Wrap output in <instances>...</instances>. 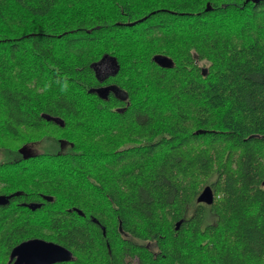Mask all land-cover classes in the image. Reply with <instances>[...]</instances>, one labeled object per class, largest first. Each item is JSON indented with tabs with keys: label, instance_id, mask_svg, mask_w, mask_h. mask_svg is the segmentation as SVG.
<instances>
[{
	"label": "trees",
	"instance_id": "16d2710c",
	"mask_svg": "<svg viewBox=\"0 0 264 264\" xmlns=\"http://www.w3.org/2000/svg\"><path fill=\"white\" fill-rule=\"evenodd\" d=\"M0 196V264H264V0H0Z\"/></svg>",
	"mask_w": 264,
	"mask_h": 264
},
{
	"label": "water",
	"instance_id": "95a60500",
	"mask_svg": "<svg viewBox=\"0 0 264 264\" xmlns=\"http://www.w3.org/2000/svg\"><path fill=\"white\" fill-rule=\"evenodd\" d=\"M257 3L259 0H252ZM109 87L94 89L101 97L106 98ZM7 198L0 196V205L6 204ZM214 201L213 190L210 186L203 189L197 202L212 204ZM105 233V229H103ZM72 252L62 245L44 239H30L13 248L10 254V264H56L72 260Z\"/></svg>",
	"mask_w": 264,
	"mask_h": 264
},
{
	"label": "clouds",
	"instance_id": "9594fccd",
	"mask_svg": "<svg viewBox=\"0 0 264 264\" xmlns=\"http://www.w3.org/2000/svg\"><path fill=\"white\" fill-rule=\"evenodd\" d=\"M62 79H63V83H62V86H61V91H66L67 88H68V82H67L66 78H62Z\"/></svg>",
	"mask_w": 264,
	"mask_h": 264
},
{
	"label": "rangeland",
	"instance_id": "374dc122",
	"mask_svg": "<svg viewBox=\"0 0 264 264\" xmlns=\"http://www.w3.org/2000/svg\"><path fill=\"white\" fill-rule=\"evenodd\" d=\"M101 67H102V66H101ZM132 264H137V262H136V261H133Z\"/></svg>",
	"mask_w": 264,
	"mask_h": 264
},
{
	"label": "bare ground",
	"instance_id": "6f19581e",
	"mask_svg": "<svg viewBox=\"0 0 264 264\" xmlns=\"http://www.w3.org/2000/svg\"><path fill=\"white\" fill-rule=\"evenodd\" d=\"M260 1V0H259ZM10 260V259H9ZM10 264V263H9Z\"/></svg>",
	"mask_w": 264,
	"mask_h": 264
}]
</instances>
